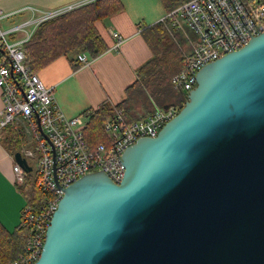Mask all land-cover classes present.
Listing matches in <instances>:
<instances>
[{
    "label": "water",
    "instance_id": "1",
    "mask_svg": "<svg viewBox=\"0 0 264 264\" xmlns=\"http://www.w3.org/2000/svg\"><path fill=\"white\" fill-rule=\"evenodd\" d=\"M122 160L119 184L98 171L64 190L34 264H264V32L203 66Z\"/></svg>",
    "mask_w": 264,
    "mask_h": 264
},
{
    "label": "built area",
    "instance_id": "2",
    "mask_svg": "<svg viewBox=\"0 0 264 264\" xmlns=\"http://www.w3.org/2000/svg\"><path fill=\"white\" fill-rule=\"evenodd\" d=\"M80 4L50 12L29 8L30 16L9 28L1 22L11 13L0 9V130L15 127L23 137L17 151L29 166L27 159H36L34 174L32 169L25 171L14 161V183L40 191L36 200H26L22 208L20 226L27 237L8 264H34L41 256L47 228L64 190L82 176L98 171L119 184L125 174V149L139 138L156 137L185 103L173 102L165 107L153 102L152 110L139 118L116 107L103 123L107 143L90 148L84 137L86 124L79 117H67L62 112L54 97V87L45 86L30 69L24 49L41 22ZM160 22L185 61L183 69L170 79L172 89L187 97L203 66L244 47L264 32V0H186L165 12ZM110 35L114 40L112 48H118L122 36L113 30ZM76 60L82 67L88 66L92 58L82 51Z\"/></svg>",
    "mask_w": 264,
    "mask_h": 264
},
{
    "label": "crops",
    "instance_id": "3",
    "mask_svg": "<svg viewBox=\"0 0 264 264\" xmlns=\"http://www.w3.org/2000/svg\"><path fill=\"white\" fill-rule=\"evenodd\" d=\"M88 1L0 0V9L11 13L1 24L9 28L22 22L30 16L29 8L50 12ZM120 1L122 10L94 23L106 50L88 66L80 67L78 62L58 56L36 72L45 86L54 87V97L62 112L67 117H79L85 124L103 102L113 106L121 104L119 107L133 118L144 117L152 110V98L147 105L140 97V92L148 93L137 71L152 57L143 30L160 21L165 12L159 0ZM111 30L123 38L116 49L112 48ZM22 141L15 127L6 126L0 130V223L9 231L19 226L27 200L20 186L14 183L12 174L13 153L20 149Z\"/></svg>",
    "mask_w": 264,
    "mask_h": 264
},
{
    "label": "trees",
    "instance_id": "4",
    "mask_svg": "<svg viewBox=\"0 0 264 264\" xmlns=\"http://www.w3.org/2000/svg\"><path fill=\"white\" fill-rule=\"evenodd\" d=\"M164 12H168L186 0H159ZM123 6L120 0H91L68 11L62 12L41 22L31 38L25 43L26 62L30 69L37 72L58 56H65L71 62H77L76 55L86 52L95 58L106 50V45L95 27V21L113 15ZM143 37L149 46L152 57L137 71L138 77L152 101L165 106L177 101H186L187 97L172 89L171 77L183 69L185 61L174 39L168 34L160 21L147 26ZM167 96H170L167 99ZM113 106L103 102L91 113L84 128V137L93 148L98 143H107L103 131L105 117L113 112ZM27 201L38 198L40 191L29 185L20 187ZM27 234L19 226L12 231L5 229L0 223V264H8L19 252Z\"/></svg>",
    "mask_w": 264,
    "mask_h": 264
},
{
    "label": "rangeland",
    "instance_id": "5",
    "mask_svg": "<svg viewBox=\"0 0 264 264\" xmlns=\"http://www.w3.org/2000/svg\"><path fill=\"white\" fill-rule=\"evenodd\" d=\"M140 97L142 98V100H144V103L145 104L148 105V104L151 103L150 95L149 94H146L145 92H143V93L140 92ZM171 97L174 100V102H179V101L175 100L176 99V96L175 95H172ZM169 98H170V96H167V99H169ZM171 102L172 101H170L169 103H171ZM14 150H15V148H14ZM27 160H28L29 164L32 166V173L34 174L35 165H36V159L28 158Z\"/></svg>",
    "mask_w": 264,
    "mask_h": 264
}]
</instances>
